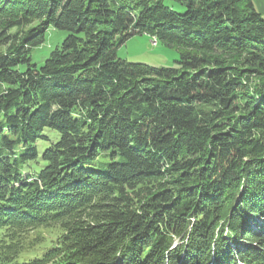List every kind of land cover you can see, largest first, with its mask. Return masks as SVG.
<instances>
[{"label":"trees","instance_id":"trees-1","mask_svg":"<svg viewBox=\"0 0 264 264\" xmlns=\"http://www.w3.org/2000/svg\"><path fill=\"white\" fill-rule=\"evenodd\" d=\"M0 264H264L253 0H0Z\"/></svg>","mask_w":264,"mask_h":264},{"label":"rangeland","instance_id":"rangeland-1","mask_svg":"<svg viewBox=\"0 0 264 264\" xmlns=\"http://www.w3.org/2000/svg\"><path fill=\"white\" fill-rule=\"evenodd\" d=\"M173 10L183 12L184 8L177 3L166 2ZM257 11H262L258 0H253ZM67 33L49 27L45 34V40L42 45L35 48L31 53V58L36 66H41L49 53L55 48L60 47ZM116 55L119 59L131 63H143L153 67H171L175 66L178 60V51L176 48L166 47L160 43H154L152 39L144 34L131 36L123 45H121Z\"/></svg>","mask_w":264,"mask_h":264},{"label":"crops","instance_id":"crops-1","mask_svg":"<svg viewBox=\"0 0 264 264\" xmlns=\"http://www.w3.org/2000/svg\"><path fill=\"white\" fill-rule=\"evenodd\" d=\"M257 1V0H256ZM258 2H259V4L261 5V7H262V11H264V0H258ZM258 12H260V13H264V12H261V11H258Z\"/></svg>","mask_w":264,"mask_h":264},{"label":"built area","instance_id":"built-area-1","mask_svg":"<svg viewBox=\"0 0 264 264\" xmlns=\"http://www.w3.org/2000/svg\"><path fill=\"white\" fill-rule=\"evenodd\" d=\"M152 41H154V43L156 44V41L154 39H152Z\"/></svg>","mask_w":264,"mask_h":264}]
</instances>
